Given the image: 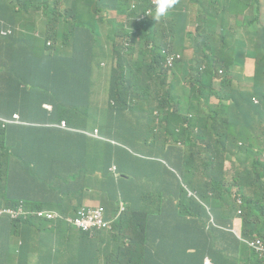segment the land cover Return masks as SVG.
Segmentation results:
<instances>
[{
  "label": "clouds",
  "instance_id": "9594fccd",
  "mask_svg": "<svg viewBox=\"0 0 264 264\" xmlns=\"http://www.w3.org/2000/svg\"><path fill=\"white\" fill-rule=\"evenodd\" d=\"M149 18L164 43L130 49L124 29ZM108 120L140 127L153 165L105 162ZM81 132L92 139L75 162ZM216 166L228 173L203 175ZM73 185L107 198L131 231L110 237L107 206ZM164 194L191 212L161 211ZM213 198L236 207L239 237L241 215L264 212V0H0V264L154 259L198 241ZM244 241L242 264H264V232Z\"/></svg>",
  "mask_w": 264,
  "mask_h": 264
},
{
  "label": "trees",
  "instance_id": "16d2710c",
  "mask_svg": "<svg viewBox=\"0 0 264 264\" xmlns=\"http://www.w3.org/2000/svg\"><path fill=\"white\" fill-rule=\"evenodd\" d=\"M178 21L180 20L176 19V23ZM163 22L165 23L166 20H163ZM155 23L154 18H149L139 29H124L131 44L130 49L135 50L137 47L143 49V42L149 41H153L158 48L162 46L164 42L158 39L160 28ZM146 55L152 61L157 60V56L153 51L146 52ZM192 107V103H180L177 109L189 112ZM110 116L109 112L103 114V117L100 114L93 118L89 116L83 125V129L91 130ZM104 130L111 139L117 142L116 144L110 142L100 153L105 162L121 164L126 167L125 173L131 172L133 174H138L153 165L154 154L146 150L141 139L143 131L140 127L129 125L122 120H108ZM91 139L92 137L89 134L81 132L80 137L68 145L67 150L73 161L79 162V155L86 151ZM227 173L228 170L224 166H216L210 171H204L203 175L209 178L217 174L226 175ZM28 182L26 179L19 181L21 184ZM69 190L79 200L99 199L104 206H107L108 218L113 220V229L109 232L110 237L128 233L133 228V221L114 216L109 207V200L103 195L84 191L75 185L70 187ZM157 196L160 198L159 207L165 213L184 216L191 212L189 208H182L175 204L168 195ZM236 217V207L222 205L217 198H213L210 211L206 214L202 224L200 238L195 244L190 246L170 244L169 249H163L154 259L155 254L152 250H149L145 256L135 253L126 258L122 257L118 264H160L163 259L175 256L172 252L176 253V264H203L206 255L212 257L214 264H242L245 252H248V255L251 256L244 239L252 237L255 233L262 234L264 232V212L241 215L243 222L241 237L233 231ZM221 239L224 244L221 243ZM246 262H248L247 259Z\"/></svg>",
  "mask_w": 264,
  "mask_h": 264
},
{
  "label": "crops",
  "instance_id": "0c3cea01",
  "mask_svg": "<svg viewBox=\"0 0 264 264\" xmlns=\"http://www.w3.org/2000/svg\"><path fill=\"white\" fill-rule=\"evenodd\" d=\"M171 25H173V24H171Z\"/></svg>",
  "mask_w": 264,
  "mask_h": 264
}]
</instances>
